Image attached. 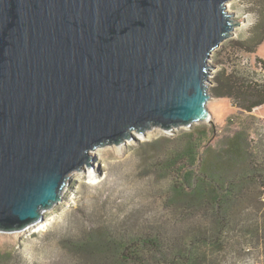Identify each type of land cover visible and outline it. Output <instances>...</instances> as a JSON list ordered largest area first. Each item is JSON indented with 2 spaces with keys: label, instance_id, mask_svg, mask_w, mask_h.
<instances>
[{
  "label": "water",
  "instance_id": "1",
  "mask_svg": "<svg viewBox=\"0 0 264 264\" xmlns=\"http://www.w3.org/2000/svg\"><path fill=\"white\" fill-rule=\"evenodd\" d=\"M230 0H0V234L42 220L88 153L209 120Z\"/></svg>",
  "mask_w": 264,
  "mask_h": 264
},
{
  "label": "rangeland",
  "instance_id": "2",
  "mask_svg": "<svg viewBox=\"0 0 264 264\" xmlns=\"http://www.w3.org/2000/svg\"><path fill=\"white\" fill-rule=\"evenodd\" d=\"M259 1L225 4L234 27L207 63L209 120L88 154L95 180L71 174L42 230L0 234V264H264V105L245 113L214 94L219 75L264 80V40L240 44Z\"/></svg>",
  "mask_w": 264,
  "mask_h": 264
},
{
  "label": "trees",
  "instance_id": "3",
  "mask_svg": "<svg viewBox=\"0 0 264 264\" xmlns=\"http://www.w3.org/2000/svg\"><path fill=\"white\" fill-rule=\"evenodd\" d=\"M261 2L262 0L256 3L260 4ZM263 40L264 19L255 25L254 33L240 44L246 52L254 53ZM256 62L264 71V61L256 58ZM216 82L215 96L230 99L232 106L242 112L251 113L254 109L264 105V80L257 81L250 75L230 73L228 75H219ZM212 132L214 133V130Z\"/></svg>",
  "mask_w": 264,
  "mask_h": 264
},
{
  "label": "bare ground",
  "instance_id": "4",
  "mask_svg": "<svg viewBox=\"0 0 264 264\" xmlns=\"http://www.w3.org/2000/svg\"><path fill=\"white\" fill-rule=\"evenodd\" d=\"M131 135H132V137L133 138H135L136 140H139V141H142L143 140V136H142V134H140V133H136V132H131ZM131 140H127V141H125L124 143H123V145H128L129 144V142H130ZM122 145V144H121ZM121 145H118V146H121ZM97 149H101V148H96V149H94V150H91V151H89V156L91 155V154H93V153H95V151H97ZM92 156V155H91ZM93 164V163H92ZM89 168V167H88ZM85 169H86V167L84 168L83 166L81 167V169H79L77 172H79V173H84V174H86V176H87V178H88V180H95V178L92 176V174H91V172H89V171H85ZM75 174L76 173V171H74V172H71L69 175H67V180L69 179V177H70V175L71 174ZM91 182V181H90ZM93 182V181H92ZM65 187V186H64ZM62 188V190H61V192H60V196H61V198L64 196V193H65V188ZM44 211H46V210H44ZM44 211H41L40 213H41V216H42V218H43V215L46 213V212H44ZM46 224H45V222L43 223V220H40V221H38V222H36V223H34V224H32V225H30L29 227H27L28 228V230H30L31 232H37V231H40V230H42L43 228H44V226H45ZM26 228V229H27ZM25 230V229H24ZM16 232H20V231H16Z\"/></svg>",
  "mask_w": 264,
  "mask_h": 264
}]
</instances>
